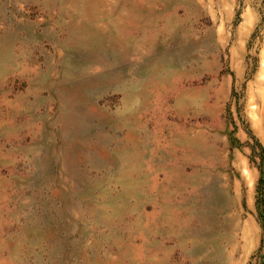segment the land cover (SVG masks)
I'll use <instances>...</instances> for the list:
<instances>
[{
  "label": "rangeland",
  "instance_id": "1",
  "mask_svg": "<svg viewBox=\"0 0 264 264\" xmlns=\"http://www.w3.org/2000/svg\"><path fill=\"white\" fill-rule=\"evenodd\" d=\"M0 264H264V0H0Z\"/></svg>",
  "mask_w": 264,
  "mask_h": 264
},
{
  "label": "bare ground",
  "instance_id": "2",
  "mask_svg": "<svg viewBox=\"0 0 264 264\" xmlns=\"http://www.w3.org/2000/svg\"><path fill=\"white\" fill-rule=\"evenodd\" d=\"M108 97V96H107Z\"/></svg>",
  "mask_w": 264,
  "mask_h": 264
}]
</instances>
